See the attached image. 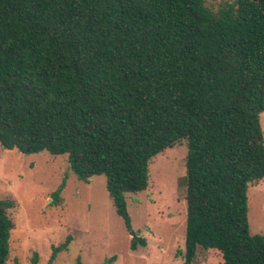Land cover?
<instances>
[{
    "label": "trees",
    "instance_id": "trees-1",
    "mask_svg": "<svg viewBox=\"0 0 264 264\" xmlns=\"http://www.w3.org/2000/svg\"><path fill=\"white\" fill-rule=\"evenodd\" d=\"M207 1L0 0V145L65 155L85 183L105 176L134 251L147 241L125 194L145 191L150 161L184 140L181 264L199 250L218 264H264L247 197L264 179V0ZM14 207L0 200V264ZM70 242L52 245L46 264Z\"/></svg>",
    "mask_w": 264,
    "mask_h": 264
},
{
    "label": "rangeland",
    "instance_id": "rangeland-1",
    "mask_svg": "<svg viewBox=\"0 0 264 264\" xmlns=\"http://www.w3.org/2000/svg\"><path fill=\"white\" fill-rule=\"evenodd\" d=\"M215 8L218 2L207 1ZM264 137V113L260 114ZM186 141L164 150L149 163L147 189L125 194L133 231L147 241L131 250L130 236L106 191L105 176L88 183L69 169L67 156L47 152L25 155L0 145V200L15 207L7 214L14 228L7 264H46L50 247L70 236L69 250L53 264H181L183 262L186 188ZM65 180L61 204L52 205L51 193ZM251 234L264 236V179L247 191ZM193 264H218L214 254L199 250Z\"/></svg>",
    "mask_w": 264,
    "mask_h": 264
}]
</instances>
